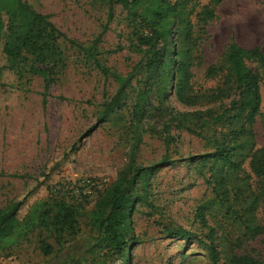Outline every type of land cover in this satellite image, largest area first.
Wrapping results in <instances>:
<instances>
[{
	"label": "rangeland",
	"instance_id": "1",
	"mask_svg": "<svg viewBox=\"0 0 264 264\" xmlns=\"http://www.w3.org/2000/svg\"><path fill=\"white\" fill-rule=\"evenodd\" d=\"M22 1L65 40L56 43L60 62L52 71L48 91L36 75L7 69L0 51V210L33 192L20 220L33 205L51 198L80 203L83 212L75 234L45 238L47 253L35 232L14 247L9 257H1L0 264H92L101 260L89 213L128 164L157 167L144 186L139 182L136 187L145 204L138 202L131 216L134 242L124 258H111L107 264H211L209 247H214L219 264L245 253L264 262V235L241 247L233 243L239 232L220 212L205 182V171L191 161L192 156L207 152L204 142L171 128L172 140L167 143V117L151 108L158 106L154 90L150 108L136 122L133 106L142 88L138 83L141 73L133 75L121 109L98 124L103 103L117 90L114 76H128L142 58L136 50L139 31L126 21L116 0ZM100 34L96 53L108 70L106 76L83 52ZM231 39L247 49L259 46L264 52V0L221 1L216 18L206 28L203 63L193 69V82L202 90L216 85L217 80L204 79L203 72L220 61ZM173 89L174 83L168 87L167 104L179 112L191 111L175 100ZM262 95L264 114V90ZM255 131L257 145L263 147L264 126L258 122ZM202 207L206 208L204 220L198 214ZM258 218L264 225L263 208ZM179 231L190 233L191 238L185 242L170 235Z\"/></svg>",
	"mask_w": 264,
	"mask_h": 264
},
{
	"label": "trees",
	"instance_id": "2",
	"mask_svg": "<svg viewBox=\"0 0 264 264\" xmlns=\"http://www.w3.org/2000/svg\"><path fill=\"white\" fill-rule=\"evenodd\" d=\"M203 1L116 0L126 13V21L139 31L136 50L142 58L128 76H114L117 90L103 103L97 122H104L121 109L133 75L141 73L138 83L142 88L137 91L133 106L136 122L143 118L154 90L158 106L151 108L167 117V143L172 140L171 128L204 142L207 152L192 156L191 161L207 174L205 182L211 187L220 212L239 232L233 243L241 247L264 235V225L258 218L259 210H264V146L257 145L255 131L258 122L264 126V52L259 46L247 49L231 39L220 61L203 72L204 79L217 80L216 85L206 90L196 86L193 69L203 63L206 28L216 18L222 0L202 5ZM101 36L83 52L106 76L108 70L96 53ZM59 39L65 37L27 3L0 0V51L6 67L36 75L42 80L44 91L49 90L52 71L60 62L56 46ZM172 83L175 100L191 111L179 112L167 104V90ZM156 167L132 168L128 164L96 200L89 219L97 234L96 248L102 259L92 264L124 258L128 246L134 242L131 226L134 207L138 202L145 204L144 196L137 194V184L144 186ZM32 193L0 210V258L9 257L14 247L35 232L40 234V248L46 253L49 246L45 238L61 239L75 234L77 219L83 212L80 203L47 199L33 205L20 220ZM205 209L198 210L201 220ZM42 235L45 237L41 238ZM170 235L185 242L191 238L190 233L182 231ZM209 248L206 251L211 264H219L214 247ZM227 264L264 262L245 253L232 256Z\"/></svg>",
	"mask_w": 264,
	"mask_h": 264
}]
</instances>
